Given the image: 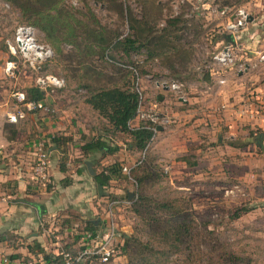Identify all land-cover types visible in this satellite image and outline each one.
<instances>
[{
	"label": "rangeland",
	"instance_id": "rangeland-1",
	"mask_svg": "<svg viewBox=\"0 0 264 264\" xmlns=\"http://www.w3.org/2000/svg\"><path fill=\"white\" fill-rule=\"evenodd\" d=\"M22 1H18L19 5ZM47 1H58L57 7L63 8L68 16L64 39L58 44L59 49L45 40L43 33L34 26L38 41L50 45L54 52L52 59L41 64L43 72L63 77L66 83L63 88L51 92L53 96L48 100L47 110L41 113L43 116L55 117V109L71 108V112L67 113L74 116V132L77 130V138L65 145L62 160L73 159L77 148H80L78 142L87 139L79 128L89 129L91 136L97 135L98 130H104L108 144L118 147L114 160L121 167L116 181H109L105 189L108 194L127 198L126 192L136 191L133 181L123 173L122 168H135L145 157L144 163L155 165L159 175L154 183L148 184L147 195L156 200H176L188 214L198 234L194 232L197 236L190 243L192 249L198 241L201 248L219 242L218 246L231 249L244 261L264 264V161H256V154L263 157V139L259 145L258 136L249 130V151L245 150L246 154L228 155L224 147L220 152L216 150L215 142L208 139L211 129L207 121L195 125V128L201 130L196 133L204 139L196 146L191 142L186 150L178 151L171 143L175 138L169 140V136L178 130L179 136L184 138L187 131L191 132L193 118L197 117V113L192 111L194 103L191 100L199 88L198 82H214L212 78L226 75L228 69L236 63V58L234 64L227 67H218L212 63L213 53L223 45L220 37L226 32L223 25L216 26L219 21L215 14L203 11L199 4L188 0ZM24 4L28 5L26 2ZM19 5L0 0V96L6 97L8 111L17 108L12 93L16 90L27 92L28 88L35 86L37 75V70L22 60L15 77H6L2 73L3 64L9 56L5 40L13 37L19 24L32 25L26 20ZM36 6L40 7V4L36 3ZM131 23L137 27L136 35L139 32L144 38L156 36L152 44L129 54L116 49L114 43L101 54L99 47L92 44L97 40L90 36L91 31L100 35L118 34L121 38L134 32L130 28ZM218 40L222 41L221 45L216 44ZM211 71L220 74L212 76ZM172 82L180 85L179 90L163 88ZM114 85L136 90L144 100L143 109L151 114L155 112L156 124L166 126L167 134L163 135L157 128L146 149L137 151L129 148L131 139L126 133L106 129V120L91 108L86 99L95 89ZM159 96L162 99H158ZM206 113L205 110L202 117L208 120ZM59 114H62L61 111ZM148 122L150 120L138 119L134 123ZM94 158L99 160V157ZM245 159L248 163H245ZM180 161L183 163H178ZM96 167L101 169L104 166L98 162ZM130 176H134L132 171ZM40 179L43 182L48 180ZM93 195V201H99L101 205L108 197H99L95 188ZM243 208L248 211L234 217V213ZM99 213L97 210L96 214ZM115 215L118 226L124 227L127 235L137 233L142 240L147 239L149 232L132 205L122 204ZM62 220H71L73 225L64 226ZM81 221L76 214L73 218L58 217L53 221L54 227L48 237L61 233V240L68 244L73 242L70 249H80L83 244L78 243L79 239L76 238L84 225ZM78 230L80 233H77ZM123 260L127 262V258Z\"/></svg>",
	"mask_w": 264,
	"mask_h": 264
},
{
	"label": "crops",
	"instance_id": "crops-1",
	"mask_svg": "<svg viewBox=\"0 0 264 264\" xmlns=\"http://www.w3.org/2000/svg\"><path fill=\"white\" fill-rule=\"evenodd\" d=\"M188 1L199 4L205 12H213L219 21L216 26H224L231 19L232 13L226 16L219 11L223 0ZM228 3L231 11L243 8L249 14L248 23L239 32L235 48L236 63L223 76L217 77L218 73L211 71L212 76L217 77L212 78L214 82H198L199 88L191 100L194 103L192 111L197 113L196 118L193 115L192 130L188 129L191 132L187 131L185 138L179 136V130L169 136L170 141L175 138L171 143L178 151L186 150L191 142L196 146L199 141L204 140L196 133L201 130L195 128V125L199 126L207 121L211 129L208 139L215 142L216 150L222 152L224 147L228 155L246 154L245 150L249 151V130L253 131L254 136H261L259 131L264 134V58H261L264 54V0H228ZM221 43L220 40L216 41L218 45ZM206 78L209 79L208 76ZM43 94L44 100L49 103L53 94L47 95L44 91ZM7 105L6 97L0 96V264H24L32 260L47 259V256H50L52 263H56L62 251L77 250L70 249L73 242L68 244L61 240V233L48 237L56 218H73L76 214L83 220V227L87 220H96L99 224L95 230H101L104 203L101 205L99 201H93V189L97 190L93 176L102 169L96 167L98 162L104 167L115 163V153L102 155L100 151H90L85 154L81 146L102 132L98 130L97 135L91 136L89 129L81 127L79 131L87 139L78 142L80 148H77L73 159L64 160V171H61L59 162L65 152L51 142V137H66L65 145L77 138V130L74 132L73 126L74 116L67 113L71 112V108L55 109V117L43 116L44 110L26 112L24 119L10 123L7 114L12 111L7 110ZM205 110L208 112V120L202 117ZM60 111L62 114H59ZM166 128L160 125L158 131L166 135ZM39 140L48 143L45 144L48 155L46 182L34 171L36 143ZM261 152L263 157L256 154L258 163L264 161V139ZM94 156L99 157V160L96 161ZM86 160L91 162L94 174L89 173ZM242 162L243 160L240 163ZM245 163L248 160L245 159ZM69 168L72 170L68 171ZM110 181H116V178ZM104 191L106 195L102 199L108 196V191ZM129 193L126 192L127 197ZM97 210L100 211L98 215ZM71 222L73 221L62 220V225L71 226ZM123 228L119 226L121 232L127 235ZM78 235L76 240L79 239L78 243H82V236Z\"/></svg>",
	"mask_w": 264,
	"mask_h": 264
},
{
	"label": "trees",
	"instance_id": "trees-1",
	"mask_svg": "<svg viewBox=\"0 0 264 264\" xmlns=\"http://www.w3.org/2000/svg\"><path fill=\"white\" fill-rule=\"evenodd\" d=\"M8 1L13 2V4H20L18 3L19 0ZM24 2L28 5H25ZM47 2V0H23L18 7L26 15V20L43 33L45 40L59 49L58 44L64 39V27L68 19L67 12L63 8L59 9L57 7L58 1ZM36 3H39L40 7L36 6ZM22 6H24V9ZM223 6H230L228 0L221 2L220 9ZM124 9L129 13L126 7ZM130 28L134 32L121 38L118 34H113V36L106 33L100 35L93 30L90 32V36L97 41L92 42V44L99 47L101 54L112 43L123 54H129L133 50L152 44V39L156 37L144 38L139 32L136 35L137 27L133 23L130 24ZM26 94L28 99L31 100L44 98L43 91L36 86L28 88ZM86 102L106 120V129L126 133L130 137L129 148L137 151L146 149L147 143L153 137L154 132L146 127L148 124H135L133 122L137 119L138 93L136 90L116 85L103 86L92 91ZM148 123L151 124V122ZM101 132V135L90 138L81 146L85 154L90 151H100L102 155L114 154L118 150V147L108 144L107 133L104 130H101ZM259 132L263 134V132ZM66 141V137L63 139L62 136L57 135L51 137V142L62 152L65 150L63 145ZM144 161L145 157L134 166L135 168L131 169L134 175L132 177L137 184V190H140L131 205L149 235L146 240H142L137 233L129 235L121 233V249L126 255L128 264H251L244 261L241 256L231 249L228 250L218 246L219 242H216V245L212 244L209 247L201 248L198 241L197 246L192 249L190 243L198 235L195 232L193 220L188 218V214L176 203V200H156L147 195L148 184L154 183L159 175L155 165L151 162L145 164ZM64 165L65 162L61 158L59 162L61 171H64ZM120 171L121 167L115 162L103 167L101 171L93 176V180L96 184H101L105 190L109 181L117 178ZM107 195V198H118L117 195ZM245 211H248V209L237 210L234 217H239ZM98 224L96 220H87L83 229L92 231L97 228ZM201 242L205 243L204 240ZM46 260L51 261L50 256H47Z\"/></svg>",
	"mask_w": 264,
	"mask_h": 264
},
{
	"label": "built area",
	"instance_id": "built-area-1",
	"mask_svg": "<svg viewBox=\"0 0 264 264\" xmlns=\"http://www.w3.org/2000/svg\"><path fill=\"white\" fill-rule=\"evenodd\" d=\"M181 2H184L182 0ZM221 15H230L224 25L225 33L232 36V41L223 43L220 50H217L212 55V63L218 67H227L235 62V48L237 40H239V32L249 21V14L243 8H237L231 11L229 6H223L220 10ZM8 58L5 60L2 73L6 77L13 78L16 76L19 69V62L22 60L27 65L37 70L35 77V86L46 94H52L55 90L65 86V79L52 73L43 72L41 64L53 58L54 52L50 45L38 41L36 37V28L30 24H19L13 33V37L5 40ZM264 58V54L261 55ZM164 87V86H163ZM172 90H179L180 85L172 82L167 85ZM138 93V92H137ZM12 97L16 103V110L7 114V119L10 123H17L20 119H24L26 112L36 110H47V103L43 99L31 100L28 99L25 91L16 90L12 93ZM144 100L138 93L137 119L150 120L151 124L146 127L156 132L158 124L155 121L156 114L146 112L143 109ZM136 119V120H137ZM154 136V135H153ZM34 170L37 176L47 180V146L43 140L36 143ZM143 159V158H142ZM142 159L138 162L140 163ZM123 173L133 181L136 186V191H132L131 197L127 198H107L104 201L103 218L101 230L85 231L83 228L77 231L82 236V247L71 251L64 250L60 254V258L56 263L47 261L46 259L32 260L24 264H128L123 259L126 255L121 249V230L116 220L115 212L122 204L131 205L137 198V184L130 176L131 167H123Z\"/></svg>",
	"mask_w": 264,
	"mask_h": 264
},
{
	"label": "water",
	"instance_id": "water-1",
	"mask_svg": "<svg viewBox=\"0 0 264 264\" xmlns=\"http://www.w3.org/2000/svg\"><path fill=\"white\" fill-rule=\"evenodd\" d=\"M222 40H223V43H227L228 41H232V42H234V41L232 40V36H231L230 34H227V33H224V34L222 35ZM165 89H167V87H165ZM158 99H162V98L159 96ZM158 129H159V126H158ZM262 139H264V134H261V136H259V138H258V142H261ZM85 165H86V167H87V169H88V171H89L90 174H94V173H95L94 170L92 169V164H91L90 161L86 160V161H85ZM97 190H98V195H99L100 197H103V196L106 195V192H105L104 189L102 188L101 184H97ZM130 197H131V194H129V198H130Z\"/></svg>",
	"mask_w": 264,
	"mask_h": 264
}]
</instances>
